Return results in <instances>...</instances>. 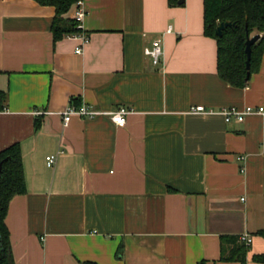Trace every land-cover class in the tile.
Here are the masks:
<instances>
[{"label": "crops", "instance_id": "obj_1", "mask_svg": "<svg viewBox=\"0 0 264 264\" xmlns=\"http://www.w3.org/2000/svg\"><path fill=\"white\" fill-rule=\"evenodd\" d=\"M81 2L89 43L76 54L79 40H53V7L0 0V152L20 145L26 189L5 216L13 263L238 264L219 261L221 238L248 234L255 264L264 116L226 123L220 112L264 107V47L234 88L217 74L203 0ZM155 40L158 65L144 53ZM71 99L131 113L124 127L109 116L64 126Z\"/></svg>", "mask_w": 264, "mask_h": 264}, {"label": "trees", "instance_id": "obj_2", "mask_svg": "<svg viewBox=\"0 0 264 264\" xmlns=\"http://www.w3.org/2000/svg\"><path fill=\"white\" fill-rule=\"evenodd\" d=\"M41 6L55 9L52 22L54 42L80 32L78 22L69 14L74 11L81 0H33ZM177 1V0H176ZM204 35L216 41L217 45V74L221 80L234 88H244L248 84L247 73L250 76L257 72L264 47V0H203ZM222 22L233 23L226 28L221 37L215 35L216 28ZM259 34L260 39L251 46L249 70L246 69L245 43L247 36ZM250 78V77H249ZM4 101L5 95H0ZM71 99L70 106L75 108ZM37 121L35 128H38ZM0 264H14L9 242V232L5 224L9 202L15 196L25 194V181L21 160V149L18 143L0 152ZM264 238V232L258 233ZM246 246L239 237L226 236L221 238L219 261L222 263L235 262L247 264ZM255 264H264V254L252 256ZM197 264H205L200 261Z\"/></svg>", "mask_w": 264, "mask_h": 264}, {"label": "built area", "instance_id": "obj_3", "mask_svg": "<svg viewBox=\"0 0 264 264\" xmlns=\"http://www.w3.org/2000/svg\"><path fill=\"white\" fill-rule=\"evenodd\" d=\"M77 8L73 14V18L78 22L77 29L80 30L78 34L73 35L72 37L80 41V46L75 49L76 54H81L83 47L89 43V37L83 32L82 29V21L85 16V11L82 8V2L79 1L76 4ZM173 33L171 27H168L166 30V34ZM145 55L149 56L152 59L154 65H158L160 63V58L162 57V45L160 40H155L152 42L151 47L145 49ZM191 113H213L212 110H206L204 107H195L192 108ZM131 113V110L121 107L116 111L111 112H102L91 107L80 106L75 108L73 106L67 107L62 113V120L64 126H67L72 117H81L92 119L99 116H109L112 122L117 127H124L126 125V117ZM221 115L224 116L225 122L229 123L231 121H236L238 123L243 122L246 116L249 115H262L264 116V107H246L243 110H237L236 108H226L223 109ZM44 114V113H43ZM36 115H40V113H36ZM56 160L55 155H49L45 158L47 167H52ZM239 161H243V157H238ZM241 172H244V169L241 168ZM240 241L243 242L246 246H250L252 244V238L248 234H243L239 237Z\"/></svg>", "mask_w": 264, "mask_h": 264}, {"label": "water", "instance_id": "obj_4", "mask_svg": "<svg viewBox=\"0 0 264 264\" xmlns=\"http://www.w3.org/2000/svg\"><path fill=\"white\" fill-rule=\"evenodd\" d=\"M180 2H183V0H180ZM232 26H233V23H231V22H222V23H220L218 25V27L216 28L215 35L217 37H221L223 31L226 28L232 27ZM246 36H247V40H246V43H245V46H246L245 47V54H246V62H245V65H246V69L248 71L249 70L250 57H251V46L260 39V35L259 34H256V35H253L252 37H250L247 34ZM249 77H250V73L248 72L247 73L246 80H248ZM1 167H2V163H0V172H1Z\"/></svg>", "mask_w": 264, "mask_h": 264}]
</instances>
